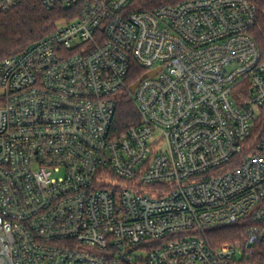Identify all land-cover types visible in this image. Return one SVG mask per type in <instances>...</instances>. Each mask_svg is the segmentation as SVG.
Masks as SVG:
<instances>
[{
	"label": "built area",
	"instance_id": "2783aa9c",
	"mask_svg": "<svg viewBox=\"0 0 264 264\" xmlns=\"http://www.w3.org/2000/svg\"><path fill=\"white\" fill-rule=\"evenodd\" d=\"M39 1L78 15L0 61V264H264V0Z\"/></svg>",
	"mask_w": 264,
	"mask_h": 264
},
{
	"label": "trees",
	"instance_id": "16d2710c",
	"mask_svg": "<svg viewBox=\"0 0 264 264\" xmlns=\"http://www.w3.org/2000/svg\"><path fill=\"white\" fill-rule=\"evenodd\" d=\"M167 0H157V3ZM156 4V3H155ZM78 15L77 6L58 5L46 8L39 0H26L7 13L0 15V61L10 55L19 53L32 43L52 32L61 19H71ZM251 34L257 42L264 58V17H260ZM145 70L135 64L127 79V88L118 96V106L113 123L116 134L123 133L140 119L139 112L129 93L132 84L137 82ZM0 92V106L3 104ZM264 128V122L259 129ZM245 226L241 223L228 225L209 231V238L215 243L234 241L242 237ZM216 235V236H213ZM264 258V253L262 255Z\"/></svg>",
	"mask_w": 264,
	"mask_h": 264
},
{
	"label": "water",
	"instance_id": "95a60500",
	"mask_svg": "<svg viewBox=\"0 0 264 264\" xmlns=\"http://www.w3.org/2000/svg\"><path fill=\"white\" fill-rule=\"evenodd\" d=\"M155 73H156V71H152V72H148V73H146L141 79H139L137 82H135L134 84L131 85L130 90H131L132 92H134V91L136 90L138 84H139L144 78H146V77H148V76H151V75H154Z\"/></svg>",
	"mask_w": 264,
	"mask_h": 264
},
{
	"label": "rangeland",
	"instance_id": "374dc122",
	"mask_svg": "<svg viewBox=\"0 0 264 264\" xmlns=\"http://www.w3.org/2000/svg\"><path fill=\"white\" fill-rule=\"evenodd\" d=\"M213 236H216V235H213ZM240 257H241V255H240Z\"/></svg>",
	"mask_w": 264,
	"mask_h": 264
}]
</instances>
